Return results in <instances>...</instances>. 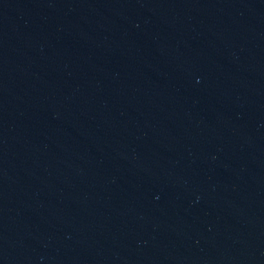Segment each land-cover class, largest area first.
Instances as JSON below:
<instances>
[{
	"label": "water",
	"instance_id": "1",
	"mask_svg": "<svg viewBox=\"0 0 264 264\" xmlns=\"http://www.w3.org/2000/svg\"><path fill=\"white\" fill-rule=\"evenodd\" d=\"M0 264H264V0H0Z\"/></svg>",
	"mask_w": 264,
	"mask_h": 264
}]
</instances>
